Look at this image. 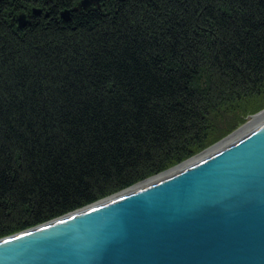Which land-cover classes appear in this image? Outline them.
<instances>
[{"label": "trees", "instance_id": "16d2710c", "mask_svg": "<svg viewBox=\"0 0 264 264\" xmlns=\"http://www.w3.org/2000/svg\"><path fill=\"white\" fill-rule=\"evenodd\" d=\"M257 102L264 0L0 12V239L168 170Z\"/></svg>", "mask_w": 264, "mask_h": 264}, {"label": "water", "instance_id": "95a60500", "mask_svg": "<svg viewBox=\"0 0 264 264\" xmlns=\"http://www.w3.org/2000/svg\"><path fill=\"white\" fill-rule=\"evenodd\" d=\"M0 264H264V120L183 170L0 239Z\"/></svg>", "mask_w": 264, "mask_h": 264}, {"label": "flooded vegetation", "instance_id": "af4514ba", "mask_svg": "<svg viewBox=\"0 0 264 264\" xmlns=\"http://www.w3.org/2000/svg\"><path fill=\"white\" fill-rule=\"evenodd\" d=\"M83 0H0V12H5L11 17V23H20V16L24 15L28 23L41 17H49L51 13L59 12L62 19L64 12H69L70 19L76 12H82L90 8H101L109 0H99L100 7L93 2L88 8H79ZM36 11L40 12L36 14ZM65 20V19H64ZM27 23V24H28Z\"/></svg>", "mask_w": 264, "mask_h": 264}, {"label": "bare ground", "instance_id": "6f19581e", "mask_svg": "<svg viewBox=\"0 0 264 264\" xmlns=\"http://www.w3.org/2000/svg\"><path fill=\"white\" fill-rule=\"evenodd\" d=\"M262 120H264V111L261 112V113H259V114H257V115H255V116H253L249 120V122L245 126H243L242 128H240L236 133L232 134L231 136H229L228 138H226L222 142L218 143L217 145H215L211 149H209V150H207V151H205L203 153H200L199 155L193 157L189 161H187V162H185V163H183V164H181L179 166H176L174 168L168 169V170H166V172L160 173L157 176H153V177L148 178L146 180L140 181V182L132 185L131 187L126 188L125 190H122V191H120V192H118L116 194H113V195H111L109 197H106L104 199H101V200H99V201H97L95 203H92V204H90L88 206H85V207L88 208V207L94 206V208H96L98 206L105 205V204H107V203H109L111 201H114V200H116V199H118L120 197H123V196H125V195H127V194H129V193H131V192H133V191H135V190H137V189H139V188H141V187L149 184V183H152V182H154V181H156L158 179H161V178H163L165 176H168L170 174H173L175 172H178L180 170H183V169H185V168H187V167L195 164L196 162L204 159L205 157L211 155L212 153L218 151L219 149L223 148L224 146L228 145L229 143L233 142L234 140L238 139L239 137H241L242 135H244L245 133H247L249 130H251L253 127H255ZM85 207H83V208H85ZM73 212H75V211H73ZM27 230H29V229H27ZM24 231H26V230H24ZM7 237H9V236H7ZM4 238H6V237H4ZM4 238H1V239H4Z\"/></svg>", "mask_w": 264, "mask_h": 264}, {"label": "rangeland", "instance_id": "374dc122", "mask_svg": "<svg viewBox=\"0 0 264 264\" xmlns=\"http://www.w3.org/2000/svg\"><path fill=\"white\" fill-rule=\"evenodd\" d=\"M16 26H18V28H19V24H17ZM254 107H256L255 111H254L253 113L249 114L248 116H245V118H242V120H241L242 122H240V123L237 125L236 128H233L232 130L228 131L225 135H222V136H221L222 138H220V139H217V137H218L217 134L219 133V130H220L221 128H220V127L217 128V130H216V132L214 133V135L212 134V136H211L210 133H209L210 139H211V138L213 139L212 141L206 143V145H205L202 149H200L199 151H197L196 153H194V154L191 155L190 157L186 158V159L183 160L182 162L177 163L176 165H174V166L171 167V168H174V167H176V166H179V165H181V164H183V163L189 161V160L192 159L193 157L199 155L200 153H203V152H205V151L211 149L212 147H214V146L217 145L218 143L222 142L223 140H225L226 138H228V137L231 136L232 134L236 133L240 128H242L243 126H245L253 116H255V115H257V114H259V113H261V112L264 111V103H263V102H257V103H255V104H254ZM215 135H217V136L215 137ZM210 139H209V140H210ZM171 168H169V169H171ZM164 172H165V171H164ZM161 173H163V172H161ZM159 174H160V173H159ZM157 175H158V174H157ZM157 175H154V176H157ZM151 177H153V176H151ZM151 177H150V178H151Z\"/></svg>", "mask_w": 264, "mask_h": 264}]
</instances>
